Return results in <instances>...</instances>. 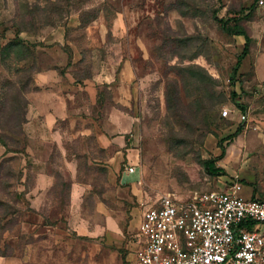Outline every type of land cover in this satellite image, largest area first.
<instances>
[{
    "label": "rangeland",
    "instance_id": "obj_1",
    "mask_svg": "<svg viewBox=\"0 0 264 264\" xmlns=\"http://www.w3.org/2000/svg\"><path fill=\"white\" fill-rule=\"evenodd\" d=\"M233 185L264 198L258 0H0V264H134L148 206Z\"/></svg>",
    "mask_w": 264,
    "mask_h": 264
},
{
    "label": "built area",
    "instance_id": "obj_2",
    "mask_svg": "<svg viewBox=\"0 0 264 264\" xmlns=\"http://www.w3.org/2000/svg\"><path fill=\"white\" fill-rule=\"evenodd\" d=\"M136 247L134 264H264V198L233 185L150 205Z\"/></svg>",
    "mask_w": 264,
    "mask_h": 264
},
{
    "label": "trees",
    "instance_id": "obj_3",
    "mask_svg": "<svg viewBox=\"0 0 264 264\" xmlns=\"http://www.w3.org/2000/svg\"><path fill=\"white\" fill-rule=\"evenodd\" d=\"M239 19H236V22L240 21L243 17H238ZM222 28L224 30H226L230 35L232 36H238V37H243L245 39V44H244V47H243V51L242 53L239 55L238 57V62H237V65L236 67L234 68L233 70V74H232V81H233V85L236 84V78L238 76V72H239V68L240 66L242 65V62L244 61V59L248 56L249 54V51H250V44H251V38L250 36L248 35V33L243 30V29H240L239 25L236 24L234 28H230L228 27V22L226 20H220L219 21ZM233 98L236 99L237 98V95L236 93L234 92L233 93ZM237 107H239L242 111H246V107H244L243 105L239 104V103H236ZM243 129L240 127L236 133H234L231 137V138H234V137H238L241 133H242ZM222 149L224 150V148L222 147ZM204 167H205V170L206 172L211 175V176H214V177H217V176H220L222 173H223V169L220 168V167H217L215 162L213 160H208L204 163ZM253 197H256L255 195H253Z\"/></svg>",
    "mask_w": 264,
    "mask_h": 264
}]
</instances>
